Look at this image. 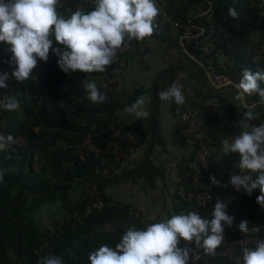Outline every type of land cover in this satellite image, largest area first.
<instances>
[{"label":"trees","instance_id":"trees-1","mask_svg":"<svg viewBox=\"0 0 264 264\" xmlns=\"http://www.w3.org/2000/svg\"><path fill=\"white\" fill-rule=\"evenodd\" d=\"M161 1L168 3L166 11L178 21V27L172 29L166 25L160 35L155 33L152 36L167 44L168 48L178 49V41L180 38L181 41L185 40L186 30H190L194 36L203 30L201 38H206L214 45L209 56H204L197 49V58L203 70L206 71L211 61L214 73L225 75L231 82L215 88L208 81V92L202 94V101L209 102L207 106L191 103L185 98V103H189L196 113V125L202 132L200 139L183 136L181 130L184 126L172 114L175 105L171 100L170 113L175 120L173 143L180 148L190 149V155L182 158L177 165L173 214L170 213L168 217L197 211L201 216L211 219V212L219 199L227 204L226 211L234 217V221L245 216L249 229L246 235L263 237L264 240V209L256 203L259 189L249 196L243 189L236 191L228 183L230 174H246L238 167V153L229 156L226 172L216 178L221 184H211L207 188L212 198L210 208L203 209L194 200L185 202L176 194L179 187L187 190L191 188L188 173L196 168V159L201 150L219 148L223 139L238 135L241 131L239 121L244 119L243 114L249 106L255 104L252 111L264 113V103L260 102L258 94L245 96L244 103L228 96L229 90L235 93L239 91L235 86L242 78L243 69L254 73L264 71V0ZM229 8L237 12L235 18L229 16ZM77 9L91 11L92 0H59L57 6V11L65 16ZM196 9H200L199 13ZM1 43L0 73L10 74L12 68L7 63L11 57L7 50L10 46H2ZM130 44L133 50L128 57L137 56L143 60L148 54L143 41L132 39ZM53 47L63 46L54 42ZM218 52L219 56L215 57ZM57 59L50 49L47 61H38L33 70L34 79L19 83L9 79V87L0 89V99L19 93L21 100L17 111L9 112L0 108V134L12 135L15 140L6 150L0 151V169H6L3 182H0V264H37L39 259L47 255L60 257L62 264H90V252L105 244L115 247L130 226L145 228L142 212L137 216L136 210L126 203L109 206L112 197L107 191L129 181L135 184L139 179L154 190L156 179L164 178L163 169L156 166L151 157L153 147L161 143L159 94L176 83L178 67L172 66L158 73L148 88L138 86L127 89L119 85L111 89L106 84L105 75L112 74L107 66L104 73L77 70L65 74L59 69ZM97 76H101L106 84H97L100 92L106 96L105 102L99 104L87 99L82 84L84 80L92 81ZM261 87L264 88V82H261ZM195 93L201 94L200 91ZM141 96L148 99L149 117L127 123L126 117H123L125 107ZM248 123L258 126L264 123V117L260 115ZM128 130H133L139 138L136 144L126 138L125 132ZM86 139L95 141V147L100 149L98 154L81 146ZM114 143H118L128 155L131 153L129 147L133 150L143 148L141 159L129 169L128 156L122 157L119 166L110 170L108 176L95 174L97 167L103 169L110 166L101 165V159L107 157L113 160ZM232 155L233 159H230ZM212 161L209 155V166ZM210 175H213L211 170ZM92 186L101 193L104 207L92 211L80 223H60L63 217L53 216L46 224H41L35 218V212L44 207H57L61 216L82 210ZM234 221L231 227L225 228L224 237L237 235L239 229L234 230ZM254 247L255 244L249 248ZM198 248L203 257L189 264H236L235 257L230 260L223 256L229 248L225 239L209 258H206L207 253L203 248Z\"/></svg>","mask_w":264,"mask_h":264},{"label":"clouds","instance_id":"clouds-1","mask_svg":"<svg viewBox=\"0 0 264 264\" xmlns=\"http://www.w3.org/2000/svg\"><path fill=\"white\" fill-rule=\"evenodd\" d=\"M93 9H77L69 16L57 11L59 0H0V42L8 44L11 53L7 61L11 73H0V89L9 87V79L17 83L34 79L33 70L38 61H47L49 52L58 57L57 65L65 74L75 71L83 73H104L106 66L114 63L118 50L132 39L143 41L151 37L156 27L154 20L159 8L154 0H92ZM235 18L237 12L228 10ZM63 47H53V43ZM264 71L252 72L245 68L242 78L235 86L239 89L234 100L243 102L245 96L258 94L264 103ZM87 99L92 103H103L101 93L94 81H83ZM183 86L172 83L161 91L162 101L185 103ZM146 97H139L124 111L138 119H147L150 113L145 109ZM19 93L0 99V108L14 112L20 108ZM245 107H248L245 105ZM252 105L239 121L241 131L232 138L221 141L228 153L239 154V165L246 174H230L228 183L236 191L251 196L259 189L256 203L264 209V123L258 126L248 121L259 118V112L252 111ZM15 143L12 135L0 134V151ZM6 169H0L3 182ZM213 185L220 181L210 175ZM226 186V185H225ZM227 204L217 199L211 212V219L197 212L174 214L145 228L130 226L115 247L101 245L89 253L90 264H189L192 249L181 246V241L194 242L208 254L224 242V230L231 227L234 217L227 211ZM239 231L247 233L248 221L241 220ZM244 264H264V240H258L254 248L243 250ZM37 264H62L60 257L47 255Z\"/></svg>","mask_w":264,"mask_h":264},{"label":"built area","instance_id":"built-area-1","mask_svg":"<svg viewBox=\"0 0 264 264\" xmlns=\"http://www.w3.org/2000/svg\"><path fill=\"white\" fill-rule=\"evenodd\" d=\"M155 4L159 8V14L157 19L155 20V33L161 34L166 25H168L172 29H176L178 27V21L176 19H172L167 11L166 6L168 3L161 1V0H154ZM203 34V30H200V32L195 35L191 36L194 45L196 48L201 50L204 56H209L214 50V45L210 43L206 38H201ZM133 47L130 44V42H126L125 45H122V47L117 52V57L113 64L110 66H107L108 69L111 70V75L106 74L105 78L107 79V85L111 89L117 88L121 81H122V71L127 66L128 61V54L132 52ZM215 57L219 56V52L214 55ZM206 72L209 74L208 79L210 78L211 81L217 86L222 87L225 85L230 84V80L222 74H215L212 68V62L210 61L208 63V66L206 68ZM175 81L178 84H181L183 86L182 91L185 96V98H188L191 103H203L204 105H208L209 102H203L202 101V94H205L208 92V87H204L200 90L201 94H197L194 92H191L187 90L185 87V84L183 83L182 77L178 74L175 77ZM174 108L172 111V114L180 121V123L184 126L181 130V133L183 136L186 137H193L195 139H200L202 137V132L200 128L196 125V113L192 110L189 103H184L183 105H177L174 102ZM3 134V133H2ZM118 134V132H117ZM125 136L128 139V141L132 144H136L139 141V138L136 137L133 133V130H128L125 132ZM82 147H87V149L91 152H94L98 154L100 152V149H97L95 147V141L93 139H86L81 143ZM130 152H133V148L129 147ZM113 160H109L107 157H103L101 159V165L109 164V167L100 169L99 167L96 168L95 174H99L102 177L108 176L110 170L115 169L119 166V162L122 157L129 156L128 153H124L122 151V148L119 146L118 143L113 144ZM209 153L206 149H203L200 151V153L197 156L196 159V168L191 169L188 173V177L192 182L191 188L189 190L185 188H179L176 191V194L178 195L179 199L185 201V202H191L194 200L195 204L200 206L203 209L210 208L211 207V194L207 190V188L210 187L212 184L209 180L210 176V166H209ZM109 206H115L113 203H109ZM104 207V202L102 200L101 193L98 192L95 188V186H92V188L89 190L88 196H87V203L83 207L82 210H75L73 212L67 213L61 220L60 223L64 222H71L72 225L78 224L81 222L82 218L89 215L94 210H101ZM197 212V211H194ZM143 222L145 224V227L152 223H157L155 220L150 218L149 216L143 217ZM59 228V225L57 226ZM227 244L229 245V248H227L223 256L227 259L233 260V257H235L234 262L236 264H241L243 261V249L245 247H251L258 240H263V237L253 236V235H246V233L238 232L236 236H227L224 237ZM181 246H187L192 249L191 252V258L190 263L197 262L198 260L203 257L202 253L200 252L197 245H195L194 242H184L181 241ZM239 248V249H237ZM211 255L207 253L206 258H209Z\"/></svg>","mask_w":264,"mask_h":264},{"label":"crops","instance_id":"crops-1","mask_svg":"<svg viewBox=\"0 0 264 264\" xmlns=\"http://www.w3.org/2000/svg\"><path fill=\"white\" fill-rule=\"evenodd\" d=\"M196 8H199V7H196ZM196 10L199 13L200 9H196ZM157 17L155 18V20L157 19ZM191 36H194V35H191L190 30H186L185 35L183 37L185 40L181 41L182 38H180V41H178V49H176V51L168 48L167 44L161 43L159 40H156L153 36L146 37L143 40V46L148 49V54L145 57L148 60L147 62L149 63L143 62L145 58L143 60H140L137 56H129L128 61H127V66L122 71V81L120 83V86L127 88V89H132L133 87L131 86H133V84H136L137 82L135 78L136 77L144 78L143 73H145L147 69L149 70L150 66L155 68L154 70H156V72H159V73L161 72V71H158V70H161L160 68L165 70V69L172 67L174 62L168 63L170 59H169L168 53L166 52L170 50L169 52L174 53L177 56V58L174 57L175 62L178 61V68L176 70V73H179V75H181V77L183 78V83L185 84V87L187 88V90L194 92V93L199 92L202 88L207 86L209 79H208L206 71L201 70L202 65L200 64L197 58L198 48L195 47ZM150 40L152 41V44H149ZM142 63L145 68V71L141 67ZM137 71H140L141 74H138ZM98 79L101 80V76L93 77L92 81L98 80ZM152 81L153 79L150 81H144L145 82L144 85L141 84L139 86L148 88L150 87ZM97 84H99V82ZM127 86H130V87H127ZM228 93H229L228 96L234 100L236 93L233 92L232 90H229ZM161 104L164 105V108L167 106V110L165 112L164 118H162L161 116V107H160V112H159V121H161L160 122L161 143L156 144L153 147V155L151 158L154 164L156 163V165H158L161 168H164L167 171L168 169L177 167V165L180 163L182 158L188 157L190 155V149H183V148H180L179 146L174 145L173 130H174V125H175V120L170 113L171 100L170 101L161 100ZM145 109L149 112L148 99H146ZM127 115L128 117H126V120H125L127 123L145 120V119H138L133 114L125 113V116ZM160 148L162 151L157 156V151L160 150ZM142 150L143 148L133 150V152L130 153V155L128 156V161H127L128 167L127 168L129 169L132 168L140 160ZM214 152H215L214 154L212 153L210 154V157H212L213 159L210 165V170L213 176L217 178V177H221L226 172V169L229 164L228 158L232 153L226 152L222 146L217 148V150H214ZM235 165H236V162H235ZM119 172L121 174V170ZM113 189L114 188H110L107 191V194L111 197H113L114 195V194L111 195V193L114 191ZM139 206L142 207V205H139ZM142 208L144 211H149L148 209L144 207ZM155 212L156 211H154L153 213ZM169 213L173 214L172 210H167L166 212L167 215L156 216L157 218H159L157 220L161 221L162 219L169 218L168 217L170 215ZM153 215H156V213Z\"/></svg>","mask_w":264,"mask_h":264},{"label":"rangeland","instance_id":"rangeland-1","mask_svg":"<svg viewBox=\"0 0 264 264\" xmlns=\"http://www.w3.org/2000/svg\"><path fill=\"white\" fill-rule=\"evenodd\" d=\"M153 34H155V31ZM158 35H160V34H158ZM1 44L3 46V44L5 45L6 43L2 42ZM149 44H152L151 40H150ZM7 48L9 49V47H7ZM173 50L176 51V49H173ZM169 51H166L168 53V56L170 59L168 61V63L174 62V64L172 66L174 68H177L178 67V61L175 62V58H177V56L174 53H171ZM147 61L148 60L145 57L143 62L149 63ZM149 61H151V60H149ZM141 67L145 71L143 63L141 65ZM154 69L155 68L150 66L149 70L147 69L145 71V73H143L144 78H139V77L137 78L136 77L135 79L137 82H136V84H133V86H131V87L134 88V87H138L141 84L144 85V83H145L144 81H150V80L154 79L155 76L157 75V73H159V72H156V70H154ZM160 69L161 70H158V71L162 72V71L167 70V69L163 70L162 68H160ZM201 69L203 70L202 67H201ZM137 73L141 74L140 71H137ZM178 74L179 73H176L175 77ZM94 82L96 84L99 82L103 86L106 85L104 83L105 81H103V79L102 80H100V79L94 80ZM127 87H130V86H127ZM120 88H121V86H120ZM146 99H147V97H146ZM166 110H167V106L164 108V105L161 104V116H162V118H164ZM260 115L264 117V113L259 114V117H260ZM123 117L124 118L128 117V115L125 116V114H124ZM125 120H126V118H125ZM159 129H160V126H159ZM210 149H208L209 155L211 153L214 154L215 153L214 150H217V147H211ZM161 151L162 150L160 148V150L157 151V156L161 153ZM142 153H141V157H142ZM232 156L230 157V159H233ZM155 160H156V158H155ZM155 165H156V163H155ZM156 166H158V165H156ZM159 168H161V167H159ZM177 168L178 167H173L172 169H168L167 171L164 168H161L164 171V178H163V180L156 179V187L154 190H151L148 187H146L143 180H140V179L137 180L135 182V184L129 181L128 183L118 184L116 186L111 187V188H114L113 189L114 191L111 193V195L114 194L112 199H111V201H112L111 203H113V205H115V206L118 203L130 204L133 207V209L136 210L135 214L137 216L139 215L140 212H142L144 214V216H149L150 218H152L156 222H159L157 220L159 218H157L156 216L167 215L166 214L167 210H172L173 195H174L175 185H177L176 184L177 172H178ZM219 176H221V175H219ZM218 178H220V177H217V179ZM220 184H221V182H220ZM179 188H182V187H179ZM75 195H77V192H75ZM75 195H73V196H75ZM139 205H142V207L148 209L149 211H144L143 208ZM152 211L153 212L156 211L155 212L156 215H153L155 213H153ZM59 213H60V211L58 209V212H57V207H44L40 211L35 212L34 216L37 220H39V222L41 224H46L53 216H58V217L60 216V218L64 217V215L61 216V215H59ZM245 219H246L245 216L242 218L235 219L234 226H233L234 230H238L239 229L238 225H239L240 221L245 220ZM238 232H239V230H238Z\"/></svg>","mask_w":264,"mask_h":264},{"label":"water","instance_id":"water-1","mask_svg":"<svg viewBox=\"0 0 264 264\" xmlns=\"http://www.w3.org/2000/svg\"><path fill=\"white\" fill-rule=\"evenodd\" d=\"M207 73V72H206ZM207 76L209 77V74L207 73ZM209 83L213 86V87H215V88H220V87H217L212 81H211V79L209 78ZM238 89V88H237ZM239 90V89H238ZM243 103H244V101H243ZM255 105V104H254ZM245 106V105H244ZM252 106V105H251ZM251 106H249V107H251Z\"/></svg>","mask_w":264,"mask_h":264}]
</instances>
